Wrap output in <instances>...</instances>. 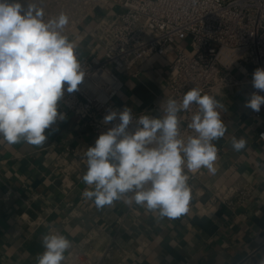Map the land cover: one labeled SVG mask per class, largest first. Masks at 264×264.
Wrapping results in <instances>:
<instances>
[{"label":"crops","instance_id":"crops-1","mask_svg":"<svg viewBox=\"0 0 264 264\" xmlns=\"http://www.w3.org/2000/svg\"><path fill=\"white\" fill-rule=\"evenodd\" d=\"M89 29L83 27L82 31ZM80 32L76 46L81 54H94L96 47ZM123 88L113 100L122 110L128 107L139 116H159L166 101V67L161 59L144 65L135 80L121 76ZM248 89L228 90L221 102V119L227 124L219 148L215 175L198 171L200 185H233L249 182L255 192L244 209L234 215L216 205L206 214L194 204L177 219L158 220L147 212L139 218L121 201L97 209L81 193L88 187L82 180L68 196L59 192L60 176L51 173L56 156L65 149L85 155L97 137L70 115L45 130L43 146L24 142L0 144V264H37L44 249L41 238L50 230L66 236L72 248L63 264L75 256L85 237L97 264H242L264 251V143L258 140V125L245 107ZM60 110L58 109V112ZM244 137L246 148L233 150L231 138ZM86 170L83 169V174ZM198 184V185H199ZM120 219V222H118Z\"/></svg>","mask_w":264,"mask_h":264},{"label":"clouds","instance_id":"clouds-1","mask_svg":"<svg viewBox=\"0 0 264 264\" xmlns=\"http://www.w3.org/2000/svg\"><path fill=\"white\" fill-rule=\"evenodd\" d=\"M69 17L61 12L45 19V12L31 0H0V144L20 142L43 146L46 129L65 118L58 104L67 93L78 90L85 71L76 45L64 34ZM66 85V88H65ZM253 88L245 107L255 112L264 105V68L255 69ZM191 114L184 137L180 114ZM161 114L134 116L132 110H111L105 125L119 120L87 147L88 186L81 193L99 210L122 201L144 208L158 220L177 219L187 214L192 200L188 172L207 169L215 175L218 148L213 143L224 137L227 124L221 119L225 105L214 96L191 88L177 101L160 104ZM135 123L134 131L129 125ZM244 137L231 138L234 151L246 148ZM44 251L37 264H63L72 242L50 230L41 238ZM264 264V261L261 262Z\"/></svg>","mask_w":264,"mask_h":264},{"label":"built area","instance_id":"built-area-1","mask_svg":"<svg viewBox=\"0 0 264 264\" xmlns=\"http://www.w3.org/2000/svg\"><path fill=\"white\" fill-rule=\"evenodd\" d=\"M31 2L44 9L46 20L65 13L69 25L64 34L69 40L76 45L81 32L96 47L92 55L81 54L76 46L85 77L77 91H65L58 109L97 138L119 123L117 119L105 125L103 118L111 110L122 111L113 105L123 88L121 76L135 80L142 67L157 58L163 60L166 67V100L180 101L193 87L219 101L228 90L247 88L249 97L257 91L253 88L252 77L255 69L264 68V0ZM85 26L89 29L84 32ZM259 94L264 96V91ZM195 111L193 106L190 112L180 114L184 137L193 134L187 124ZM250 114L258 125L257 138L264 143V105L258 113L251 110ZM135 128V123L129 125L130 131ZM83 169L87 170L86 157L74 149H65L56 156L51 173L60 176L59 192L63 196L77 188ZM187 174L192 189L189 211L204 199L200 213L206 214L212 207L220 205L234 215L238 209H244L255 192L245 180L233 185L205 186L199 184L198 172ZM122 204L136 218L147 213L138 205ZM91 240L92 237L87 235L78 243L75 256L68 264H97L91 250L84 247Z\"/></svg>","mask_w":264,"mask_h":264},{"label":"rangeland","instance_id":"rangeland-1","mask_svg":"<svg viewBox=\"0 0 264 264\" xmlns=\"http://www.w3.org/2000/svg\"><path fill=\"white\" fill-rule=\"evenodd\" d=\"M262 261H264V251H262L261 254L256 256L254 259L245 261L242 264H261Z\"/></svg>","mask_w":264,"mask_h":264}]
</instances>
